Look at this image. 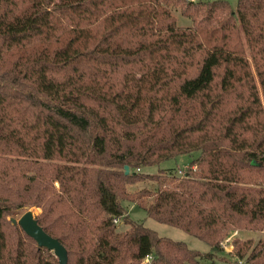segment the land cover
I'll use <instances>...</instances> for the list:
<instances>
[{
  "label": "trees",
  "instance_id": "1",
  "mask_svg": "<svg viewBox=\"0 0 264 264\" xmlns=\"http://www.w3.org/2000/svg\"><path fill=\"white\" fill-rule=\"evenodd\" d=\"M29 208L65 264H264L233 235L264 231V0H0V264H59L12 223Z\"/></svg>",
  "mask_w": 264,
  "mask_h": 264
},
{
  "label": "rangeland",
  "instance_id": "2",
  "mask_svg": "<svg viewBox=\"0 0 264 264\" xmlns=\"http://www.w3.org/2000/svg\"><path fill=\"white\" fill-rule=\"evenodd\" d=\"M199 1H213V0H199ZM226 1L230 4L232 10L235 12L236 0H226ZM175 15L177 17V23L179 25H190L191 24V19L186 16H182L179 13V11L175 10ZM197 155H198L197 152H193L190 154H181L175 157L174 159L163 161L159 163V165L146 166L144 168L142 167L140 171L143 173H147V174H156L158 173L160 169H162L163 171L174 170V171H178V173L179 171L184 173L186 169L185 167L190 163V161L194 160L197 157ZM154 186H155V183L152 182L151 180L143 179L133 184H129L127 188L128 190H131V191H136L139 189L141 190L144 188L154 190ZM27 210H31L33 215L39 212L38 208H29ZM24 212L25 211H22L21 214H23ZM127 212L131 220L143 223L144 226L155 231L159 236L167 237L172 240L182 241L189 248L196 249L204 253L210 251V247L205 241L191 234H188L187 232L183 231L182 229L178 227L165 224V223L155 220L154 218L148 216L146 212L140 207H138L137 205H129L127 207ZM21 214L15 216V218L16 219L19 218ZM127 226L128 225L120 222L117 225V229L121 230V229L127 228ZM233 235L239 236L241 238H249V239H252L253 241H256L260 238L264 239V231L242 230V231L237 232L236 234L234 232ZM229 243H230V237L223 244L225 251L229 249V245H230ZM222 256L225 257L224 258L225 261L220 259V257ZM233 261H234L233 257L231 256L229 257L228 255H226V253L218 252L216 254V257H213V259L211 260L207 259L204 261V263L205 264H233ZM237 264H247V263H245L243 260H238Z\"/></svg>",
  "mask_w": 264,
  "mask_h": 264
},
{
  "label": "water",
  "instance_id": "3",
  "mask_svg": "<svg viewBox=\"0 0 264 264\" xmlns=\"http://www.w3.org/2000/svg\"><path fill=\"white\" fill-rule=\"evenodd\" d=\"M124 172L128 173L127 165L124 166ZM11 221L13 224H18L39 246L52 250L59 264L66 263V250L64 246L56 238L51 237L42 229L31 210L25 211L17 219L12 217Z\"/></svg>",
  "mask_w": 264,
  "mask_h": 264
},
{
  "label": "bare ground",
  "instance_id": "4",
  "mask_svg": "<svg viewBox=\"0 0 264 264\" xmlns=\"http://www.w3.org/2000/svg\"><path fill=\"white\" fill-rule=\"evenodd\" d=\"M21 228V227H20Z\"/></svg>",
  "mask_w": 264,
  "mask_h": 264
},
{
  "label": "built area",
  "instance_id": "5",
  "mask_svg": "<svg viewBox=\"0 0 264 264\" xmlns=\"http://www.w3.org/2000/svg\"><path fill=\"white\" fill-rule=\"evenodd\" d=\"M180 172V171H179Z\"/></svg>",
  "mask_w": 264,
  "mask_h": 264
}]
</instances>
